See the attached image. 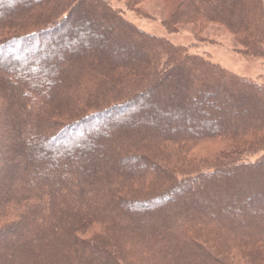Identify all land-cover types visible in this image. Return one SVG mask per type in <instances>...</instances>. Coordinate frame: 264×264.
I'll return each mask as SVG.
<instances>
[{"label":"trees","instance_id":"trees-1","mask_svg":"<svg viewBox=\"0 0 264 264\" xmlns=\"http://www.w3.org/2000/svg\"><path fill=\"white\" fill-rule=\"evenodd\" d=\"M91 1L94 3V0ZM28 2L29 5L18 3L11 10L0 9V59L4 56L8 59L14 56L25 59L34 52V55H38L37 51L52 36L50 33L69 21V14L77 7L78 1ZM94 4L103 11L98 19L102 20L107 32L110 33L112 28L107 25L105 18L111 19V23L119 28L118 39L113 40L116 50L109 53L111 59L95 52H92V58L84 59L82 50L72 53L66 64L70 69L71 61H74L73 69L62 71L64 81L56 89H50V92L43 90L42 84L35 81L28 66L12 61L0 63V92L8 101V109L2 113L1 118L14 123V143L4 145L0 142L5 149L2 156L17 158L13 163L0 168L1 174H7L8 186L12 184L10 188L0 191V264H264V211L260 214L255 211L249 213L256 216L236 214L222 218L219 214H212L211 217L199 206L200 200L192 199L174 211L164 208L150 214L154 223L148 219L149 216L141 217L123 208L130 203L143 207L167 201L170 190L174 191L182 184L207 179L213 180L208 184L209 190L201 187L199 193L190 194L192 198H201L207 194L210 196L211 187H215L221 190L225 188L226 194L223 197L230 199L227 192L231 195L243 193V190H248L249 183H256L258 187L249 189L251 194L264 196V171L260 168L264 165V85L231 74L201 57L188 55L184 49L172 46L162 38L148 35L143 37L140 31L126 21L119 20L104 3L98 1V4ZM36 10L44 13V23L39 20L43 16H31L30 19ZM63 11V15L58 18ZM200 19L221 24L234 36L238 50L241 49L245 55L256 57L264 53V0H178L165 25ZM18 23L29 27L18 30L14 27ZM81 23L78 17L74 25L79 26ZM133 37H137L142 44L139 56L130 55L123 48V43L136 42ZM77 62L82 64L81 67ZM46 67L49 70L57 68L52 63L44 64L43 68ZM187 68L190 70L185 71ZM104 70L111 74L108 75ZM188 71L195 74H189ZM136 73L143 78L142 84L147 89L152 85H161L163 89L172 92L170 80H173L175 90L179 83L186 81L190 88L188 94L192 97L200 92L205 93L200 104L208 105L211 97L219 100L215 91H220L232 98L234 107H239L244 99L258 107H254L253 115H237L223 123L210 124L209 130L197 134L190 129H167V126L157 125L146 114H141L147 119L145 128L152 132L147 135V139L154 142L150 147L157 146L162 139L179 131L181 137L177 139L184 143L193 141V138L198 141L221 139L240 145L231 148L232 153L239 155L259 147L258 150L261 149L263 154L254 162L238 160L229 164L222 163L219 167L214 166L174 181L173 185L167 187L164 184L172 180L170 174L166 176V171L154 162L150 164L152 170L142 172L133 166L129 178L121 175L125 173L122 166L127 159L122 153L138 145L142 146L141 140L145 138L141 132L132 133L133 126L113 132L109 143L113 146L111 149L105 144L110 140L102 135V149L108 147L106 155L111 160H102L104 165L100 171L93 167L88 151L73 146L70 147V153L51 150L52 145L73 135L81 137L85 130L130 108L144 94L142 92L104 105L84 107L80 113L70 117L61 118L54 115V112L66 110L69 101L85 95L93 85L95 88L97 86L101 96V93L111 90L113 87L108 86L104 78H115L118 82H114L118 84L119 78L134 77ZM39 76L41 79H51L50 74L44 70H41ZM182 91L188 92L185 86ZM171 95L156 97L152 100V108L163 109L171 100L181 102L180 96L173 95L171 98ZM92 100L103 99L92 96ZM195 112L186 103L185 109L174 110L171 116L184 117L185 114ZM187 119L194 122L191 118ZM129 134L132 135L131 139L127 137ZM119 139H124L122 146ZM177 139L165 141L171 143ZM83 143L80 145L85 148ZM21 146H25L24 156L19 152ZM102 149L93 151L94 161L97 156L102 157ZM133 159L143 161L140 156H133ZM242 169L246 177L239 181L216 178L223 175L224 179L227 170ZM152 175L162 186L154 194L138 201L118 195L120 189H130L135 181ZM243 202L251 203L250 200ZM235 206L243 213L246 211L243 203ZM97 226L100 231L92 233L88 239L75 235L77 229L85 227L88 231ZM23 246L30 249V256L33 257L31 261H18L17 253ZM98 249L104 261L94 256L93 253ZM78 252L84 257L83 263L76 260L75 253Z\"/></svg>","mask_w":264,"mask_h":264},{"label":"rangeland","instance_id":"rangeland-1","mask_svg":"<svg viewBox=\"0 0 264 264\" xmlns=\"http://www.w3.org/2000/svg\"><path fill=\"white\" fill-rule=\"evenodd\" d=\"M75 1H78L77 7L69 14V21H67L63 27L55 31L52 36L43 43V46L39 51H37L39 52L38 55H34V52L31 56L25 59L16 56L8 59L6 56H4L0 59V63H10L12 61L19 63L22 66H28L31 68V74L34 75L33 77L35 78V81L42 84L43 90L50 92V89L54 87L56 89V86H60L62 81H64L62 71L69 72L71 71L70 69H73L75 62L71 61V68L68 69L69 67L66 64V61L69 60L74 53H79L82 50L84 52L83 58L90 59L93 57L92 52H95L97 55L100 54L99 56L104 55L107 57V59H111L109 53L116 50L113 40L118 39L117 35L119 36V28L112 24L111 19L109 18H105L104 20L106 21L107 25L112 28V31L109 33L105 29L106 26L104 25L103 27L102 20L98 19L100 15L103 14V11L101 10L100 6L94 4L96 2L98 4L99 1L112 9L114 15L119 20L126 21L134 29L140 31V34L143 37L148 35L151 37L162 38L167 41L168 44L184 49L188 55L201 57L213 64H216L218 67L231 74L242 77L256 84L264 85V53H262L261 56L256 57L245 55L241 49L238 50L239 47L234 42V36L230 34L221 24L215 22H204L200 19L188 22L180 21L178 23L175 21V23H170V25H168L169 27L166 26L165 21L169 19L173 12L174 5L178 0H94V3H92L91 0ZM18 3L29 5L28 0H0V9L11 10ZM63 13L64 11L58 15V18H60ZM31 16H43L39 19L42 23H44V20H46V18H44V13L42 14L38 10H36V13L30 15V19H32ZM78 17L81 18L82 23L79 26H75L74 23ZM14 27H16L18 30H22L29 26L23 23H18V25ZM132 39H134L137 43H123V48L126 49V52H128L130 55L138 54L139 56V52H141L140 47L142 44H140V42L137 40V37H133ZM143 51L145 52V50ZM42 54L45 55L42 56ZM80 58L77 60H80ZM32 62L34 64H32ZM107 62L110 63L108 60ZM48 63L54 64V67L56 66L57 68H53V70H49L47 67L43 68L44 64ZM76 64L80 67L82 65L81 63L79 64V62ZM144 67L147 70L146 66ZM40 68L42 71L44 70L50 74V80L46 78H40ZM107 70L104 71L110 75L111 72ZM146 70L142 69L143 72ZM187 70L190 69H185V71ZM188 72L189 74H195L194 72L192 73V71ZM140 77L141 76H138L137 73L134 75V77H122L119 78L120 81L118 84L115 83L118 82L115 80V78H104L105 83L108 84V86L113 87L111 90L105 89L106 91L101 93L103 94L101 96L98 94L99 90L97 86L95 88V85H93L90 87V91H88L85 95H79L75 101L74 99L69 101L66 106L67 111L58 110L54 112V115L56 114L61 118H65L70 117V115L80 113L81 109L83 110L84 107L104 105L111 101L123 99L122 97L133 94L135 95L142 92L144 94L140 97V99H138L139 101L134 102L130 108L116 113L110 119L104 120L96 126L85 130L81 137L73 135L68 139L66 138L59 144L52 145L50 147L51 150L57 151L58 153H70V147L73 146L85 152L88 151L87 154H90L89 158L91 159L93 167H95V170L100 171L104 165L103 161L111 160L110 157L106 155V150L108 149L107 146H110V149L113 147L111 144L109 145V143H111V139L113 138L112 136L114 135L113 132H117V130H127L128 127L133 126L134 129L132 133L141 132L144 134L145 138L141 140L143 144L142 146L138 145L135 149L130 150V148L128 151L122 153V155L124 154L123 156H126L127 159L122 166L124 167L123 170L125 173H122L121 175L129 178V174L132 172L133 166L142 172L146 171V169L152 170L150 164L154 162V164H158L161 169L166 171V176L170 174L172 180L164 184L167 187L173 185L174 181H179L188 175L190 176L197 174L201 171H207L214 166L219 167L222 165V163L229 164L238 160L254 162L263 154L261 149L258 150L259 147H253L252 149H248L241 153L239 152V155L237 153H232L231 148H237L240 145L237 146L221 139L198 141L197 139L193 138V141L186 143L178 141L177 139L181 137L179 132L180 130L184 131L186 129H190V131H193L194 134H197L209 130L208 126L210 124L223 123L237 115H253L254 107H258L257 105L252 106V102L248 101V99H244L240 103L239 107H234L231 97H226V95H224L222 92L215 91V95H217L216 97H218L219 100H216L215 97H211L208 99V105L200 104L201 98L205 97V93L200 92V94H198L196 97H192V95L188 94L190 93V88L187 84L188 82L186 81L182 84L179 83V86H177L175 90L174 82L173 80H170V88L172 92H169L170 89H163L161 85H152L149 89H147V86L142 84L144 82L143 78ZM56 83H59V85H56ZM183 86L186 87L188 92L182 91ZM116 91L117 93H114ZM170 94H172L171 98L173 95L180 96L181 102L177 103L171 100L164 106L163 109L156 110V108H152V100L160 96H170ZM92 96L101 97L103 100H92ZM221 96L224 97L222 98ZM186 103L191 105L192 108L196 110V112L185 114L184 117L171 116L172 111L180 110L182 108L185 109ZM7 104L8 101L0 92V142H2L4 145H12L14 143L12 140L14 138V123L12 120L5 121L1 118L2 113H5V111L8 109ZM141 114H146V116L150 120H153L157 125L167 126V129H179L178 132L172 131L173 134L170 135V137L164 138L165 140H177H172L173 142L171 141V143H169L162 139L157 146L150 147L153 141L150 139L148 140L147 135H150L152 132H150L149 128H145V122L147 119H144L146 116H141ZM187 118H191L194 120V122L188 121ZM195 122H197V124H195ZM46 132L47 131L45 130V135L47 134ZM102 135L107 137L106 140H110V142L105 143L107 144L105 149H102V145H104V141H102ZM131 136L132 135L129 134L127 137H130L131 139ZM123 140L124 139L120 140V146H122ZM81 142H84L83 144L85 148L80 145ZM24 147L25 146H21V151H19L22 152V156L26 154ZM98 149H102L103 154L100 152L102 157L97 156L94 161L93 151ZM4 150L5 149L3 148V145L1 146L0 144V168L13 163L17 159L14 156H2ZM118 155L122 156L121 154ZM133 156H140L143 158V161H135ZM260 168L264 171V165H262ZM226 172L228 173L224 174V179L223 175H220L216 178L219 180L235 182L246 177V172H244V169L241 171L227 170ZM6 175L7 174H1L0 172V191L12 186V184H9L8 186V183L6 182ZM98 178H100V176ZM157 180L158 179L154 178V175L150 177H142V179L139 180L140 182L135 181L132 185H130V189H128V187L122 188L123 190L120 189L118 195L124 199H132L133 201L141 200V198H146L157 192V190L161 189L162 186L160 187ZM211 182H213L212 179H207L206 181H199L190 184L186 183L184 185L182 184L178 189L174 191L170 190V192H168L167 201L143 207L140 205L135 206L133 203H130L124 205L123 208L130 210L134 214H139L141 217H148L155 211L163 210L164 208H169L171 211H174L178 209L181 204L186 203L187 200L189 201L193 199L195 201L200 200L199 206L201 209L206 210L211 217L212 214H219V216L223 218L230 217V215L235 216L236 214L247 215L252 211L260 214V212L264 211V196L258 197L255 196L256 194H251V192L248 191L251 188L258 189V187L255 186L257 185L256 183L255 185L249 183V185H247L248 190H243V193L239 192L231 195L229 194L230 192H227L228 196H230V199H224L223 197V195L226 194L225 188H222L221 190V188L215 187H211L212 189L209 193L212 195L210 196H207V194L202 195L201 198L191 197L190 194L199 193L198 190L201 187H207L208 189V184ZM247 200H250L251 203L246 204L243 202ZM214 202L216 203L214 204ZM3 203H1V205ZM237 203H243L246 213H243V211L237 209L235 206ZM172 204H174V207H171ZM231 206L233 207L231 208ZM249 215L256 216L254 214ZM148 219L156 223L153 220V216H149ZM139 222L141 224L143 223L141 221ZM99 231L100 230L98 229V226L93 227V229L91 228L88 231L85 230V227H82L81 230H76L75 235L78 238L88 239L92 233ZM75 254L76 260L78 259L80 263H83L84 257L79 255V252ZM93 254L100 260H105L102 253L99 252V249ZM30 255V249H27L23 246V248L17 253V256L19 257L18 261H31L33 257Z\"/></svg>","mask_w":264,"mask_h":264},{"label":"bare ground","instance_id":"bare-ground-1","mask_svg":"<svg viewBox=\"0 0 264 264\" xmlns=\"http://www.w3.org/2000/svg\"><path fill=\"white\" fill-rule=\"evenodd\" d=\"M65 21H63L62 23H64ZM58 29H56L55 31H57ZM55 31L51 32L50 35H52ZM105 118V117H104Z\"/></svg>","mask_w":264,"mask_h":264}]
</instances>
